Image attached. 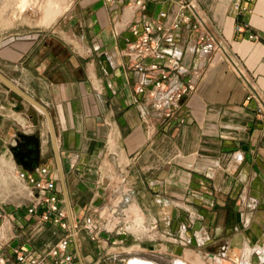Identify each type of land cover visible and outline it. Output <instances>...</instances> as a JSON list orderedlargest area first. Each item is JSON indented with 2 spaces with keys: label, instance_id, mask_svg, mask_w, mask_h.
Here are the masks:
<instances>
[{
  "label": "crops",
  "instance_id": "1",
  "mask_svg": "<svg viewBox=\"0 0 264 264\" xmlns=\"http://www.w3.org/2000/svg\"><path fill=\"white\" fill-rule=\"evenodd\" d=\"M196 1L206 27L192 19L162 46L186 67L172 85L194 88L176 116L155 127L154 108L136 91L142 75L124 48L145 18L165 10L170 25L182 0H149L145 12L128 0H77L57 33L9 51L5 59L19 73L8 77L50 109L60 155L48 121L37 122L0 80V255L11 264L20 248L46 249L63 233L28 212L30 195L17 178L24 166L10 149L20 132L39 137L33 170L50 168L69 221L82 226L72 239L74 264H180L188 252L264 264V109L249 97L253 86L264 95V0ZM203 29L219 47L204 50ZM128 189L127 213L139 211L146 225L101 228L93 239L86 221L103 225L93 207Z\"/></svg>",
  "mask_w": 264,
  "mask_h": 264
},
{
  "label": "built area",
  "instance_id": "2",
  "mask_svg": "<svg viewBox=\"0 0 264 264\" xmlns=\"http://www.w3.org/2000/svg\"><path fill=\"white\" fill-rule=\"evenodd\" d=\"M128 1L144 12L149 10V0ZM237 7L240 8L242 5L237 3ZM167 16L168 12L163 10L158 18H145L142 28L133 27L135 38L128 41L124 48V53L128 56L132 67L142 75V79L136 83V91L144 97L143 103L152 105L154 108L152 127H155L157 123H166L173 119L184 96L194 88V84L190 81L176 87L172 85L173 73L184 74L186 67L175 55L163 49V39L180 29L185 23H191L192 19H195L192 23L194 28L200 30L206 27L205 18L196 0H182L178 14L170 25L165 20ZM199 40L204 43L205 51L219 47V41L207 30L203 29ZM231 59L238 72L250 82L240 62L232 56ZM252 95L260 99L262 111L264 109L263 92L253 86L249 97ZM35 171L25 168L17 170L18 180L30 195L28 212L37 215L40 222L60 227L63 233L53 245L46 249L20 248L17 250L14 264H74L75 252L72 248V239L82 226L78 222L72 224L69 221L64 199L57 188L55 177L51 176L50 168L47 165H40L35 168ZM121 191H116L113 197L107 198L101 205L94 206L91 210L92 213H98L103 223L99 227L91 218L86 221L85 227L93 239H98L101 228L110 232H123L146 225L143 217H130L127 213V206L123 202L130 199L129 189ZM2 245V238H0V248ZM262 252L261 259L264 262V249ZM0 264L11 263L3 254L0 255ZM223 264L238 263L224 261Z\"/></svg>",
  "mask_w": 264,
  "mask_h": 264
},
{
  "label": "rangeland",
  "instance_id": "3",
  "mask_svg": "<svg viewBox=\"0 0 264 264\" xmlns=\"http://www.w3.org/2000/svg\"><path fill=\"white\" fill-rule=\"evenodd\" d=\"M76 1L77 0H0V72L7 77L18 76L19 72L10 67L11 64L5 59L9 51H13L14 46L18 43L23 44L28 40L41 39L44 36H48V34L57 33L60 21L71 12ZM19 101H22L24 109L26 108L30 113L34 114V118L37 122L41 121L44 124L47 123L46 113L38 106H33L24 99H19ZM32 129H34V127H32ZM188 253H192L193 258H196L199 254L194 252ZM202 259L205 260V262L203 263L199 259L198 263L216 264V262H224V260H219V258L207 260V258L202 256ZM163 260L166 263L168 261L170 263L175 262V259L166 258Z\"/></svg>",
  "mask_w": 264,
  "mask_h": 264
},
{
  "label": "water",
  "instance_id": "4",
  "mask_svg": "<svg viewBox=\"0 0 264 264\" xmlns=\"http://www.w3.org/2000/svg\"><path fill=\"white\" fill-rule=\"evenodd\" d=\"M0 80L4 82L7 86H9L12 90H14L19 95H21L24 99L38 106L39 108H41V110H43L46 113L48 124H49L51 134H52V139L54 142V146L56 148L57 157H58V160H60L58 142H57V132H56L55 124H54V119L51 115V112L47 108V106L41 103L40 101L36 100L33 96L27 93L24 89H22L16 83L11 81L7 76H5L1 72H0ZM31 137L39 138L36 134H27V133L20 132L16 137L15 143L10 146V149L17 163L23 165L24 168L28 170L34 169V165L39 162L41 158V152H42V148L41 146H39L38 147L39 154L35 158L32 154L33 152L32 147H29L26 143L22 142V139H29ZM22 146H25L24 150L17 151V149Z\"/></svg>",
  "mask_w": 264,
  "mask_h": 264
},
{
  "label": "bare ground",
  "instance_id": "5",
  "mask_svg": "<svg viewBox=\"0 0 264 264\" xmlns=\"http://www.w3.org/2000/svg\"><path fill=\"white\" fill-rule=\"evenodd\" d=\"M41 109V108H40ZM135 210L137 211V208H136V206H135ZM138 212V216H142L143 217V214H141V213H139V211H137ZM141 228V227H140ZM139 229V228H138ZM205 258H207V257H205ZM210 259H208L207 258V260H212V259H216L215 257H209ZM217 258H219V257H217ZM185 259H188L189 261H192V263H197L198 262V260L200 259L202 262H205V260H203L202 259V256L200 255V254H198L197 256H196V258H193L192 257V253H187L186 254V256L183 258V257H179L178 258V263H180V264H188L187 262H185ZM219 260H222L223 261V259H220L219 258ZM208 262V261H207ZM210 262V261H209ZM216 264H223V263H219V262H216Z\"/></svg>",
  "mask_w": 264,
  "mask_h": 264
},
{
  "label": "flooded vegetation",
  "instance_id": "6",
  "mask_svg": "<svg viewBox=\"0 0 264 264\" xmlns=\"http://www.w3.org/2000/svg\"><path fill=\"white\" fill-rule=\"evenodd\" d=\"M22 142L26 143L29 147H32L33 149V156L36 158L39 154V146H41V141L39 138H36V137H31L29 139H22ZM24 147L25 146H22L20 148L17 149V151H20V150H24Z\"/></svg>",
  "mask_w": 264,
  "mask_h": 264
}]
</instances>
